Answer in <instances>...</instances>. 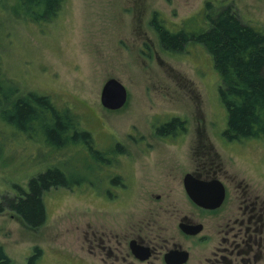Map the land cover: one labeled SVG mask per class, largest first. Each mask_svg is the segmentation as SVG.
Returning a JSON list of instances; mask_svg holds the SVG:
<instances>
[{"label":"rangeland","instance_id":"rangeland-1","mask_svg":"<svg viewBox=\"0 0 264 264\" xmlns=\"http://www.w3.org/2000/svg\"><path fill=\"white\" fill-rule=\"evenodd\" d=\"M206 1L63 0L55 17L39 22L15 17L9 1L0 2V99L9 93L13 100L45 94L58 111L69 112L62 117L75 122L69 134L78 135L55 150L54 144H46V134L31 136L12 128L7 119L11 106L0 105V202L21 196L20 189H27L32 177L54 163L80 181L44 194L47 217L37 228L9 207L0 212V245L14 264H100L103 249L93 248L91 242L100 231L111 236L118 253L119 240L125 241L130 231V217L144 212L140 187L147 178L163 179L168 171L159 163L151 173V164L185 160L196 147L191 138L201 136L196 130L200 125L206 135L202 149L211 148L230 171L254 180V171L260 172L264 191V140L232 142L224 137L229 111L220 97L222 81L213 57L202 43L168 48L153 24L155 15L167 25L185 18L188 22L191 15L201 19ZM209 1L216 8L233 7L244 23L264 29V0ZM112 77L128 90V101L118 110L105 108L101 100ZM175 115L190 127L187 140L179 143L151 129L153 123ZM132 127L151 144L138 146L143 141L131 139ZM88 131L91 140L82 137ZM131 153L139 156L132 170ZM131 175L138 181L135 204L129 202L127 187L121 188ZM209 247L210 243L194 247L190 264ZM126 263L129 260L117 261Z\"/></svg>","mask_w":264,"mask_h":264},{"label":"flooded vegetation","instance_id":"flooded-vegetation-1","mask_svg":"<svg viewBox=\"0 0 264 264\" xmlns=\"http://www.w3.org/2000/svg\"><path fill=\"white\" fill-rule=\"evenodd\" d=\"M168 123L174 127L161 132V126ZM151 129L164 140L179 143L187 140L190 127L175 115L169 121L153 123ZM227 129L223 134L230 141L247 139H231ZM133 130L138 128L132 127L131 139L143 141L138 146L151 144L144 142L145 134L139 138ZM196 130L201 138H191L196 147L185 160H155L151 164V173L160 164L167 166L168 171L163 179L147 178L148 188L146 182L140 187L145 209L141 216L130 217V231L116 247L122 256L115 254L113 240L105 231L91 241L93 248L103 249L100 264H117L121 258L129 260L126 264H178L185 255L187 260L181 264H190L193 248L205 243H210V249L195 258L194 264H264V191L259 185V177H263L254 171L258 178L254 180L228 170L213 156L211 148L202 149L206 145L203 127ZM137 157L131 153V170ZM118 160L119 156L114 162ZM127 183L122 182L121 188L127 187L130 204L136 203L133 198L138 181L131 175Z\"/></svg>","mask_w":264,"mask_h":264},{"label":"trees","instance_id":"trees-1","mask_svg":"<svg viewBox=\"0 0 264 264\" xmlns=\"http://www.w3.org/2000/svg\"><path fill=\"white\" fill-rule=\"evenodd\" d=\"M2 1L4 0H0ZM8 1L15 17H24L33 22L55 17L63 3V0ZM203 8L199 14L204 13V16L198 20L191 15L188 22L185 19L189 18H185L167 25L155 15L153 24L163 44L172 50H182L188 42H196L202 43L209 51L222 81L219 87L220 97L229 111V138L264 139V29L244 23L231 6L216 8L212 1L207 0ZM1 93L0 73V95ZM9 94L3 100L0 99V105L4 103L12 107L7 111V119L12 128L23 129L31 136L46 134L49 142L46 144H54L57 147L55 150L66 146L69 139L78 138L77 134H69L70 129L75 128L71 127L75 122L62 117L69 112L58 111L47 95L32 93L17 99L14 97L16 100H13V93ZM49 114H52L50 119ZM36 121L39 125L34 126ZM173 127V123L165 124L161 126V132ZM82 137L91 140L92 134L89 131L83 132ZM79 182L61 164L54 163L45 172L32 177L28 188L20 189L21 196L9 198L6 203L0 202V212L9 207L26 224L37 228L47 217L44 194L53 187H72ZM0 264H14L2 245Z\"/></svg>","mask_w":264,"mask_h":264},{"label":"water","instance_id":"water-1","mask_svg":"<svg viewBox=\"0 0 264 264\" xmlns=\"http://www.w3.org/2000/svg\"><path fill=\"white\" fill-rule=\"evenodd\" d=\"M102 104L105 108L110 110H118L124 107L128 101L127 87L115 77L108 79L103 87L101 94ZM190 195L195 196L192 191H189ZM187 260V256L182 259L178 264L184 263ZM173 264V263H172Z\"/></svg>","mask_w":264,"mask_h":264}]
</instances>
